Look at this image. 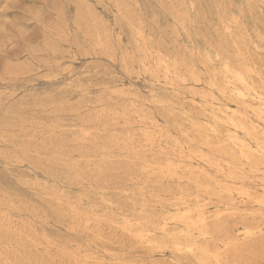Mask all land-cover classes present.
<instances>
[{"label":"rangeland","instance_id":"rangeland-1","mask_svg":"<svg viewBox=\"0 0 264 264\" xmlns=\"http://www.w3.org/2000/svg\"><path fill=\"white\" fill-rule=\"evenodd\" d=\"M263 108L264 0H0V264H264Z\"/></svg>","mask_w":264,"mask_h":264},{"label":"bare ground","instance_id":"bare-ground-1","mask_svg":"<svg viewBox=\"0 0 264 264\" xmlns=\"http://www.w3.org/2000/svg\"><path fill=\"white\" fill-rule=\"evenodd\" d=\"M248 70V69H247ZM247 72V71H246ZM237 80V82H240V83H242L243 82V79L242 78H237L236 79ZM246 106V105H245ZM247 107V106H246ZM248 108V107H247ZM264 109V108H263ZM237 110V109H236ZM256 112H257V110H256ZM261 112V111H260ZM226 115V114H225ZM257 115V114H256ZM259 117V116H258ZM227 118V117H226ZM230 118V117H229ZM232 118V117H231ZM264 120V119H263ZM249 132V131H248ZM253 132V130H251V133ZM252 137V136H251ZM257 141V140H256ZM233 142V141H232ZM234 143V142H233ZM258 143V142H257ZM179 146V145H178ZM206 147V146H205ZM258 147V146H257ZM264 149V148H263ZM257 150V149H256ZM243 151V150H242ZM264 153V152H263ZM240 154V153H239ZM232 155V154H231ZM197 156V155H196ZM241 156V155H240ZM247 156V155H246ZM202 157H203V155H202ZM207 157V156H206ZM235 157V156H234ZM249 157V156H248ZM241 158V157H240ZM264 159V158H263ZM208 160V159H207ZM248 160V159H247ZM232 162V161H231ZM230 162V163H231ZM243 162V161H242ZM251 162V161H250ZM213 163H214V161H213ZM252 163V162H251ZM234 164V163H233ZM232 164V165H233ZM258 164H259V162H258ZM261 164V163H260ZM228 165H230V164H228ZM256 166V165H255ZM261 166V165H260ZM263 166V165H262ZM172 167V166H171ZM214 167V166H213ZM236 168V167H235ZM240 168V167H239ZM258 168V167H257ZM171 169V168H170ZM175 170V169H174ZM236 170V169H235ZM241 170V169H240ZM176 171V170H175ZM233 171V170H232ZM237 171V170H236ZM228 172V171H227ZM164 174V173H163ZM173 174H174V172H173ZM233 174H235V173H233ZM170 175V174H169ZM228 175V174H227ZM173 176H176V175H173ZM237 176V175H236ZM191 177V176H190ZM234 177V176H233ZM188 178V177H187ZM170 179V178H169ZM212 180V179H211ZM228 180V179H227ZM232 180V179H231ZM236 180V179H235ZM239 180V179H238ZM234 181V180H233ZM214 185V184H213ZM228 191V190H227ZM245 194V193H244ZM246 194H247V191H246ZM178 198V197H177ZM260 204V203H259ZM263 204V203H262ZM174 206H176V205H174ZM263 206V205H262ZM179 208V207H178ZM186 209V208H185ZM193 209V208H192ZM198 209V208H197ZM201 209V208H200ZM175 211V210H174ZM178 211V210H177ZM190 211V210H189ZM203 211V210H202ZM219 211V210H218ZM220 212V211H219ZM219 212H217V214L219 213ZM178 213V212H177ZM182 213V212H181ZM185 213V212H184ZM223 213V212H222ZM216 214V213H215ZM181 215H183V213L181 214ZM179 216V215H178ZM207 216V215H206ZM215 216V215H214ZM197 217V222L195 223H193V225L196 227V230L201 234V235H203L204 237L207 235H209V234H207V232H204V228L203 229H199V227L202 225L203 227H204V221H205V219L202 217V216H196ZM195 217V218H196ZM206 218V217H205ZM213 219H214V217H212ZM218 219V218H217ZM169 220V219H168ZM210 220V219H209ZM208 220V221H209ZM212 220V219H211ZM207 221V222H208ZM219 221V220H218ZM191 223V222H190ZM223 223V222H222ZM161 224H162V222H161ZM189 225V224H188ZM192 225V224H191ZM213 225V224H212ZM167 226V225H166ZM199 226V227H198ZM201 226V227H202ZM218 226V225H217ZM171 227V226H170ZM175 227V226H174ZM194 227V228H195ZM214 227V226H213ZM222 227V226H221ZM224 227V226H223ZM183 228V227H182ZM220 228V227H219ZM181 229V228H180ZM214 229V228H213ZM212 229V230H213ZM221 229V228H220ZM220 229H219V231H220ZM223 229V228H222ZM225 229H226V227H225ZM168 230H170V229H168ZM206 230V229H205ZM215 230V229H214ZM174 231V230H173ZM177 231V230H176ZM182 231V230H181ZM207 231H208V229H207ZM218 231V232H219ZM224 231V230H223ZM148 232V231H147ZM175 232V231H174ZM215 232V231H214ZM217 232V231H216ZM217 232V233H218ZM226 232V231H225ZM169 233V232H168ZM171 233V232H170ZM188 233V232H187ZM249 232L248 231H246V234H248ZM143 234V233H142ZM189 234V233H188ZM249 234H252L251 232L249 233ZM255 234V233H254ZM192 235H194V234H192ZM213 235V234H212ZM225 235V234H224ZM223 235V236H224ZM253 235V234H252ZM252 235H251V237H252ZM190 236V235H189ZM198 236V235H197ZM196 236V237H197ZM138 237V236H137ZM212 237V236H211ZM140 238V237H139ZM189 238H191V237H189ZM193 238V237H192ZM198 238V237H197ZM225 238V237H224ZM249 238V237H248ZM149 239V238H148ZM147 239V240H148ZM226 239V238H225ZM203 241H204V239H202ZM219 240V239H218ZM153 241V240H152ZM206 241H209V240H206ZM213 241V240H212ZM220 241V240H219ZM228 241V240H227ZM235 241V240H234ZM236 242V241H235ZM147 243V242H146ZM150 243H153V242H150ZM208 243V242H207ZM225 243V242H224ZM156 244V243H155ZM192 244V243H191ZM195 244V243H194ZM232 244V243H231ZM230 244V245H231ZM158 245V244H157ZM166 245H167V243H166ZM181 245V244H180ZM229 245V244H228ZM233 245V244H232ZM151 246H153L152 244H151ZM160 246V245H159ZM163 246V245H162ZM195 246H196V244H195ZM198 246H199V244H198ZM203 247V246H202ZM219 247V246H218ZM223 247H225V246H223ZM232 247V246H231ZM235 247H237V246H235ZM154 248V247H153ZM161 248V247H160ZM228 248H229V246H228ZM164 249V248H163ZM175 250H182V249H176V248H174ZM183 249H186L187 251H189V252H192L193 250H192V245H186ZM195 249H197V248H195ZM209 249V248H208ZM208 249H206V250H208ZM227 249V248H226ZM161 250V249H160ZM169 250V249H168ZM199 250V249H198ZM204 250V249H203ZM217 250V249H216ZM219 250V249H218ZM217 250V251H218ZM230 250H232V249H230ZM234 250H235V248H234ZM239 250V249H238ZM241 250V249H240ZM197 251V250H196ZM200 251V250H199ZM215 251V250H214ZM194 252V251H193ZM224 252V251H223ZM242 252V251H241ZM197 253V252H196ZM238 253V252H237ZM246 253V252H245ZM215 254V253H214ZM229 254H231V253H229ZM234 254V253H233ZM236 254V253H235ZM242 254V253H241ZM205 255V254H204ZM246 255V254H245ZM248 255V254H247ZM254 255V254H253ZM256 255V254H255ZM176 256V255H175ZM224 256V255H223ZM226 256V255H225ZM184 257V256H183ZM234 257V256H233ZM254 257H256V256H254ZM200 258V257H199ZM209 258H211V257H209ZM221 257H219L218 259H220ZM227 258V257H226ZM251 258H253V257H251ZM249 259V258H248ZM255 259V258H254ZM229 260V259H228ZM237 260V259H236ZM239 260V259H238ZM198 261V260H197ZM216 261V260H215ZM247 261V260H246ZM254 261V260H253ZM257 261V260H256ZM207 262V261H206ZM228 262V261H227ZM250 262V261H249ZM201 263H203V262H201ZM245 263V262H244ZM254 264H255V262H253ZM219 264H221V263H219ZM234 264H236L235 263V261H234ZM250 264V263H249ZM258 264V263H257Z\"/></svg>","mask_w":264,"mask_h":264}]
</instances>
